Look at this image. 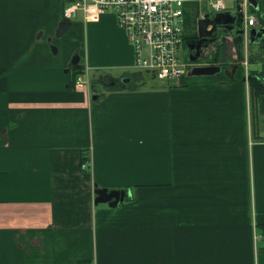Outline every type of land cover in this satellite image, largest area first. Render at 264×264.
<instances>
[{
    "label": "crops",
    "instance_id": "crops-1",
    "mask_svg": "<svg viewBox=\"0 0 264 264\" xmlns=\"http://www.w3.org/2000/svg\"><path fill=\"white\" fill-rule=\"evenodd\" d=\"M69 1L0 0V264H264V96L252 118L248 85L262 48L248 42L245 65L226 35L218 73L136 83L115 14L83 16L85 53ZM73 52L79 70L122 75L72 89L31 64ZM97 186L131 196L95 205Z\"/></svg>",
    "mask_w": 264,
    "mask_h": 264
},
{
    "label": "built area",
    "instance_id": "built-area-1",
    "mask_svg": "<svg viewBox=\"0 0 264 264\" xmlns=\"http://www.w3.org/2000/svg\"><path fill=\"white\" fill-rule=\"evenodd\" d=\"M208 2L215 13L224 11V0H70L63 11L67 20H73L82 12L86 22H96L112 10L117 22L131 43L135 63L139 71L153 75L159 81H181L183 76L202 64L187 62L183 53L185 35L181 28L184 6L188 2ZM244 19L243 39L248 44L249 32L258 20L251 12L249 0L237 3ZM247 65V60L245 61ZM88 68L76 79V88L90 86ZM92 161L82 164L90 170Z\"/></svg>",
    "mask_w": 264,
    "mask_h": 264
},
{
    "label": "rangeland",
    "instance_id": "rangeland-1",
    "mask_svg": "<svg viewBox=\"0 0 264 264\" xmlns=\"http://www.w3.org/2000/svg\"><path fill=\"white\" fill-rule=\"evenodd\" d=\"M260 2V9L259 10H255V11H249V14L254 15V16H258L260 15L261 17H264V0H259ZM224 3L226 5L225 12H235L237 9V0H224ZM260 11V12H259ZM214 10L212 9V6L210 3L208 2H199V1H195V2H188L183 9V17H182V22H181V28L183 31V34L185 35V37L187 38H191L197 35L198 33V20L202 15L205 14H214ZM108 14H113L112 10H109ZM115 16V15H114ZM114 19V18H113ZM115 20L113 25H115L116 27L120 28L116 16H115ZM73 23L75 24V32L73 33V36L75 37V40H73V36H72V40L73 42H75L74 48L79 46V48H82V46H84V52L86 53L87 51V32L89 30H91V26L87 25L83 19V14L82 12H80L77 15V18H75L73 20ZM123 30V29H122ZM125 32V31H124ZM55 33V31L53 32ZM64 49L62 48L61 54H68L69 51L72 50V42H65L64 44ZM51 47H53V44H51ZM104 49L105 50H110V46L108 45V43H105L104 45ZM89 52L91 53V57H93V54H95V52H93L94 47L91 44V42H89V47H88ZM108 56L110 55V51H108ZM75 52L72 53L71 57H60L61 54L59 53L58 55H54L55 57H30L31 58V64L32 65H36V66H50L48 68L51 69L52 71V77L55 81H57L58 83H62L63 81H69L70 77V72L67 73V69H68V65L70 64L69 62L71 61V58L73 57ZM84 53V55H85ZM57 56V57H56ZM187 58V57H186ZM258 60V59H257ZM250 69L251 70H256L258 69L260 72L264 71V61H260L259 63L256 64H250ZM87 68V67H86ZM138 69L134 68L133 70H131L130 72L133 74L134 77V82H139L137 81L135 75H137L139 72L137 71ZM120 72H117L113 69L108 70L107 73L105 72H101V71H96V70H91L88 71V75L89 78L91 79V81H96L98 80V78H100V76H114V77H120L122 74H118ZM118 74V75H116ZM143 74L145 75V72H143ZM164 84L167 85V87H164ZM181 81H177V80H170L167 82L164 81H159L157 83L158 88L161 89H170V88H174L177 86H180ZM64 87H67V84L64 85ZM262 233V231H261ZM35 263V258L32 259Z\"/></svg>",
    "mask_w": 264,
    "mask_h": 264
},
{
    "label": "water",
    "instance_id": "water-1",
    "mask_svg": "<svg viewBox=\"0 0 264 264\" xmlns=\"http://www.w3.org/2000/svg\"><path fill=\"white\" fill-rule=\"evenodd\" d=\"M250 5L253 9L258 10V0H249ZM236 21L240 25L244 23L243 14L240 12L239 6H237L236 13L224 12L216 13L214 18H211L210 14H205L198 20V36L204 39L210 38L215 32H217L218 26H223L225 33H233L236 28ZM240 37H243V30L236 31ZM264 39V27H254L250 29L249 41L254 43H262ZM81 57H73L69 66L68 71L71 69H81L83 66L79 64ZM191 62H197L198 58H190ZM221 67L218 65H208V66H197L192 68L188 72V76H211L220 71ZM132 75L129 74L128 77L123 79L124 84L131 82ZM97 98V95L95 96ZM95 205L99 204H109L110 207H117L122 203L126 197L131 196V193L125 190H109L107 188L96 187L95 189Z\"/></svg>",
    "mask_w": 264,
    "mask_h": 264
},
{
    "label": "trees",
    "instance_id": "trees-1",
    "mask_svg": "<svg viewBox=\"0 0 264 264\" xmlns=\"http://www.w3.org/2000/svg\"><path fill=\"white\" fill-rule=\"evenodd\" d=\"M253 11H255V10H253ZM240 28H241L240 30H243L244 25H241ZM231 36L233 37V42H234L235 48L237 50L238 59L241 61H244V59H245V45H244L243 37H240V35L237 34V32H235ZM190 39L186 38L185 43L188 42ZM262 49H264V47H262ZM262 49L260 51H262L261 54L264 55V50H262ZM251 58L257 60L256 58H258V57H252V55H251ZM218 59H219V54L217 53L215 55V57H213V59H212L213 63L217 62ZM186 61L189 62L190 60L186 59ZM70 73H71L70 87H72V89H73V88H76L77 77L79 75H81L82 73H84V70L71 69ZM142 74H143V72H139L137 75H135V77L137 78L136 80L140 79L142 77ZM145 75H148L153 79H156L153 75H151L147 72L145 73ZM248 85H249L250 94H251V112H252V118H253L254 109H256V107H259L261 97L264 96V72H258V71L249 72ZM94 87H95V84H94ZM89 160H90L89 152L83 150L81 153V163L83 164L85 162H88ZM88 171H90V170H88Z\"/></svg>",
    "mask_w": 264,
    "mask_h": 264
},
{
    "label": "flooded vegetation",
    "instance_id": "flooded-vegetation-1",
    "mask_svg": "<svg viewBox=\"0 0 264 264\" xmlns=\"http://www.w3.org/2000/svg\"><path fill=\"white\" fill-rule=\"evenodd\" d=\"M216 13L210 14L211 18H214ZM241 25L236 21V28L233 33H225L223 26L217 27V32H215L210 38L204 39L198 36V34L192 37L188 42L183 45V53L185 58L190 60L191 57L198 58L196 64L210 63L213 64V57L218 53L223 45V39L226 35H233L237 30H240ZM257 44V43H254ZM262 48L264 47V39L262 43H258ZM95 84V83H94ZM97 84H95L96 86ZM94 86V85H93Z\"/></svg>",
    "mask_w": 264,
    "mask_h": 264
}]
</instances>
